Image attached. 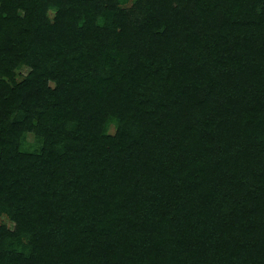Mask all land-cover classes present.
<instances>
[{"label": "trees", "instance_id": "16d2710c", "mask_svg": "<svg viewBox=\"0 0 264 264\" xmlns=\"http://www.w3.org/2000/svg\"><path fill=\"white\" fill-rule=\"evenodd\" d=\"M129 1L0 0V264H264V0Z\"/></svg>", "mask_w": 264, "mask_h": 264}, {"label": "rangeland", "instance_id": "374dc122", "mask_svg": "<svg viewBox=\"0 0 264 264\" xmlns=\"http://www.w3.org/2000/svg\"><path fill=\"white\" fill-rule=\"evenodd\" d=\"M131 1H132V0H130V1H129L127 4H125L124 6H125V7H129L130 4H131ZM49 13H50V15H51V14H53V11L50 10ZM51 16H52V15H51ZM24 71H25V70H22V72L20 71V74L17 76V79H18V80L22 79L23 74H25ZM21 73H23V74H21ZM109 131H113V125H110V126H109ZM24 143H25L26 148L29 149V150H35V149L37 148V146H38V142H37L36 138L34 137L33 133H31V132L28 133V134L25 136V138H24ZM2 220H3L4 222H6V224H7L10 228L12 227L13 224H12L7 218H3Z\"/></svg>", "mask_w": 264, "mask_h": 264}]
</instances>
